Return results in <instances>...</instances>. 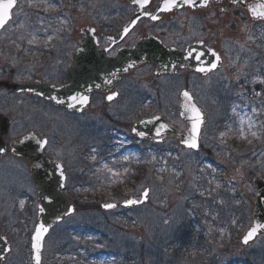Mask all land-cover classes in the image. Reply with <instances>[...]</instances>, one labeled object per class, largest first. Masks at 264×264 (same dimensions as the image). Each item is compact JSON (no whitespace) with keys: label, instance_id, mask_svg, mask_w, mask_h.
<instances>
[{"label":"rangeland","instance_id":"374dc122","mask_svg":"<svg viewBox=\"0 0 264 264\" xmlns=\"http://www.w3.org/2000/svg\"><path fill=\"white\" fill-rule=\"evenodd\" d=\"M55 1L57 5L49 11V14L53 20L55 17L57 18L56 23H61L56 8L72 7L73 4H66L70 0ZM83 1H86L87 4L92 2L93 5L94 2L99 0ZM82 6L80 5V7ZM66 12L68 13L64 12L66 16L64 20H68L69 17L78 20L69 28L71 38H76L79 36L81 24L83 22L88 23L92 19V15L88 11L80 10V8L75 11V14L79 15L73 16L71 10H66ZM16 13L17 20L7 30L8 33L0 36V59L2 61L11 62L10 58L13 54L18 56L20 53L16 45L19 46L20 41L25 42L27 39V36L24 35L27 32L26 29L17 27L18 19H24L25 16H23L22 11L18 12L17 10ZM243 24L236 25L235 30H232L226 38L229 40L224 41L222 44L224 57L226 52V58L220 79L231 82L232 86L235 85L233 83L234 79L237 80L242 75L247 76L249 68L247 64L256 59L258 54L264 57L262 50L258 51L255 56L249 52L250 60L247 57L241 67L233 59L232 52L229 50L234 45H237L242 52L252 44V41L249 43L247 40H249L250 33L254 28L248 21ZM230 40H234L233 44ZM235 67L238 68L237 75L234 74ZM229 90L233 92L232 97L240 94L238 89L236 91ZM243 96L245 95H241V97ZM241 101L238 100V103ZM207 112L211 120L207 132L202 138V145L206 152L203 151L200 154L189 152L165 154L164 158L166 159H162L161 169L153 181H156L155 183L144 180L135 187L126 188V198H139L145 188H150L151 202L146 207L136 209L126 215H120V209L115 212L94 211L96 212L94 214H85L90 210L85 207H77L76 214L51 232L47 239L43 255L45 264H65L70 261L71 251L75 248L76 243L72 241L71 234L67 230L74 226H92L93 224L100 226V232L103 235L100 236L98 241H90V252H95V254L100 250L111 252L109 253L111 259L109 261L107 259L101 260L99 264H229L230 262L246 261V257H250L254 264H262L264 236L260 237L249 248H242L239 240L249 228L252 220V209L256 196L252 180L254 176H261L259 173L264 174L263 163L250 161L237 155L245 153L225 149L219 141H225L224 139L230 136L229 133H223L224 135L221 134V137L216 138L215 134L218 128L223 125L219 120L218 101H215ZM246 112V109L239 112L236 107H233L230 113L231 116H241L245 124L257 132L256 129L261 128V125L253 120V116L256 115L253 113L247 115ZM32 115L33 113L28 117ZM165 115L175 124L181 125L178 111L172 115L165 112ZM85 119L92 120L93 116H88ZM20 122L22 121L18 120L16 126L12 127L10 138L31 129V127H17ZM90 125H93L94 129L101 128V123L98 121H94ZM55 128L57 129V127ZM52 132L54 134L51 137L50 147L52 150L58 151L60 132L55 130ZM125 133L129 134L128 131ZM63 135L66 137V134ZM82 137L84 147H89L86 131ZM10 138H8V141ZM130 138H120L118 144L121 149L136 144L137 141ZM255 138L260 139L261 142L264 140L262 132L257 133ZM68 142L70 143V140ZM95 144L101 145L102 142L95 141ZM141 147L143 150L147 149L146 144ZM207 150H211V155H204L208 154ZM217 150L221 152H216ZM217 154H224V157H218ZM225 154L228 158H225ZM98 155L91 154L88 156L85 154L83 156L85 162L89 165L87 170V164L83 167L76 164L78 158L80 159V154H55L56 159L64 160L66 158L69 165L71 162L74 163V167L68 172V195L72 200L75 199L80 206L89 202L92 211L96 209L93 202L98 204L102 201L111 202L114 200L120 202L115 199L113 191L106 189L100 192L92 187L91 173H89L90 166L101 162ZM102 155L100 154L101 157ZM145 155L151 162H153V159L156 161V154ZM140 157L141 154H129L128 159H123V161L128 162L134 158L137 160ZM150 157H153V159ZM201 163H203V166H201ZM107 169L108 166L104 163L99 168L96 167L92 173L105 172ZM112 172L114 171L112 170ZM112 172H110L111 175ZM215 174V180L211 181V176ZM27 176V169L19 159L14 157L0 158V221L4 223L13 246V252L6 264H31L30 242L36 226L35 191L28 190L31 201L23 200V207H21L20 202L19 211H16L12 206V200L9 199V191L6 189L7 186L17 182L30 186ZM117 177L112 175L114 181H117ZM208 182L209 186L205 188V184ZM236 209H239L240 214H235L232 226H235L239 220V227L237 233L233 235L222 224ZM25 210L26 220L23 219L22 214L20 215ZM66 246L67 251L62 254L60 250ZM82 246L87 247V243L84 242Z\"/></svg>","mask_w":264,"mask_h":264},{"label":"flooded vegetation","instance_id":"af4514ba","mask_svg":"<svg viewBox=\"0 0 264 264\" xmlns=\"http://www.w3.org/2000/svg\"><path fill=\"white\" fill-rule=\"evenodd\" d=\"M68 1V0H66ZM70 0L66 4H73L72 7H57L60 16H64L66 10H71L73 16L75 11L80 8L82 11H88L92 15V19L87 23H82L79 37H69L68 30L70 27H63L59 24H52V19L49 11H44V4L39 11L42 13L44 19V38L42 42L45 46H55L56 48L49 49L41 55L33 54V51H28L20 61L16 62L13 68H2L5 74L15 79L14 82H32L35 79H40L51 85L62 86L69 83L70 68L76 70L82 76L94 77V71H87L84 68H93L94 60L89 61L91 57H95L94 49L90 47L91 56L87 55V59H83L84 55L79 57V64L73 61L74 53L84 45L87 41L81 30L85 27L94 28L96 30L98 51L103 52V59H111L123 49L134 48L140 41L147 38H157L167 48H174L181 53L188 55L190 59H199L200 67L209 68L211 65V58L206 54L203 48L218 52L222 59V66L220 69L213 71L197 73L194 69L186 68L179 69L175 75L157 74V66L153 63H146L127 75H124L114 84H108L104 92H95L90 97L89 108L87 112L81 114L69 113L63 108L56 109L54 105L42 98L29 95H19L20 99L16 104L8 105L9 108H16L19 112H23L26 107V99L39 101V110L42 112L37 114L36 118L40 126V135L48 138V147L46 154H48L51 161L60 162L63 164L66 174L74 167V163L70 165L67 159H56L55 154H108L114 150H121L124 154H143L142 144L148 145L147 153L149 154H180L182 152L193 153L185 150L180 146L177 139L172 138L161 145H154L149 141H141L139 138L132 135L133 125L147 117L162 113L167 120L174 124L178 131L186 130V124L181 121V125L173 123L165 112L172 115L178 111L180 119V110L182 107L181 95L187 91L192 94L197 105L208 116V122L204 126L200 136V151L202 153L204 146L202 145V138L207 132L210 122L208 109L211 108L215 101H218L219 106V120L223 123L216 132V138L221 137L222 133H229L230 136L225 141H219L224 145L225 149L238 151L245 154H237L248 160L263 163L264 166V140L258 143L252 140L251 132L254 129L248 127L244 122L242 126V143L251 141L246 150L239 148L237 140L234 135L237 134L234 120L236 116H231L230 113L233 107H236L239 112L247 110L246 114L253 113L256 116L254 121L261 128L256 129V133H261L264 136V57L258 54L247 70V76H240L237 80L234 79L231 85L229 81L220 79V74L224 69L226 52L222 49V44L228 34L235 30L236 25H241L249 21L253 26V31L250 33L249 43L251 46L243 51L247 52L246 59H249V52L255 56L258 51L264 52V22H255L252 20L248 12L244 9L232 7L229 11H224L229 7L232 0H224L220 3L219 0L210 2L209 7L192 8L185 7L174 10L172 12L156 13L160 0H150V4L145 7L134 3V0H102V6L94 7L92 3H86L81 0ZM48 3L57 5L55 0H47ZM63 2V0H61ZM80 5H83L80 7ZM142 8V13L145 11L152 12L158 15L159 19L152 20L148 16L143 15L136 26L120 41H117L125 28L132 21L134 15ZM96 11H102V17L97 18ZM65 12V13H64ZM70 14V13H69ZM72 25L78 20L68 18ZM67 23V26L69 25ZM42 36V35H41ZM43 37V36H42ZM233 44V41L230 40ZM195 44H203L202 51L198 55L188 54L187 50ZM259 47V49H258ZM52 50V51H51ZM229 51L232 52V57L239 67L243 66V51L237 45H234ZM35 53V51H34ZM100 58V56H97ZM207 63L209 66H207ZM216 62L212 61L211 64ZM17 67V68H16ZM11 69V70H10ZM238 68L235 67L234 74L237 75ZM87 73V74H86ZM219 77V78H218ZM258 81V82H256ZM229 89L240 91L238 96L232 97L233 92ZM12 92V91H11ZM13 93V92H12ZM259 93V95H257ZM116 94L110 101L108 96ZM241 95H245L241 97ZM2 96V95H0ZM199 99H198V97ZM4 97V96H3ZM232 97V98H231ZM7 99V98H6ZM215 99V100H214ZM238 100H242L238 103ZM243 107V108H240ZM52 112H59L61 114L60 120L57 122V129L60 131V141L58 151L51 149V137L57 129L52 128ZM246 115V118H247ZM88 116H93L92 120H86ZM82 118V120H80ZM99 118V119H98ZM94 121L101 123V128L94 129L90 125ZM86 131L89 147L83 145V133ZM126 131L129 134L125 133ZM66 134V137L63 135ZM82 137V138H81ZM129 138L136 140L134 146L129 145L125 149H121L118 144L120 138ZM59 138V137H58ZM70 140V143L68 142ZM95 141L102 142L101 145H96ZM152 144V145H151ZM66 148L65 150L63 148ZM177 147V148H176ZM216 152H221L217 150ZM257 154H253V153ZM211 155V150H207ZM258 154H261L260 156ZM225 158H228L226 156ZM218 157L224 154H217ZM207 161V159H205ZM73 164V165H72ZM82 167L83 163L78 161L76 163ZM75 164V165H76ZM206 164V163H204ZM203 166V163H201ZM95 163L90 166V172H93ZM89 169V166H88ZM216 174L211 176V181L215 180ZM155 178V174H153ZM209 186V182L205 184ZM211 186V185H210ZM213 187V186H211Z\"/></svg>","mask_w":264,"mask_h":264},{"label":"water","instance_id":"95a60500","mask_svg":"<svg viewBox=\"0 0 264 264\" xmlns=\"http://www.w3.org/2000/svg\"><path fill=\"white\" fill-rule=\"evenodd\" d=\"M211 0H208V4ZM202 0H197V5L195 7H202L201 6ZM261 4H264V0L260 1ZM236 5H239L241 7H248L249 5L246 6V0H238L235 2ZM183 7H188V6H183ZM182 8V7H178ZM262 12H264L262 10ZM12 14V10H11ZM139 16H136L134 19V22L130 24L128 27V31H130L136 22L138 21ZM3 29V28H2ZM0 29V31L2 30ZM202 50L199 48H193L191 50L192 54H196L201 52ZM172 53L171 50L165 49L163 46L160 44L156 43L153 40H143L140 42L134 49L132 50H126L122 51L118 54V56L113 59L112 61L116 63V67L112 68L110 70V77L109 76H103L102 78H107L110 80H114V77H118L119 75L123 73H127L139 65H141L144 62H155L160 64V68H164L167 59L170 56L169 54ZM173 57V60L171 63L182 65V66H192L193 63L188 61L187 56L179 54L177 52H173L171 54ZM129 65H132V67H129ZM209 64L207 63V66ZM125 69H128L125 71ZM98 78L96 77L93 79L95 80V83L98 82ZM82 84V82H75V85L72 84L65 92L66 94L71 95L74 90L76 89V85ZM97 84V83H96ZM83 86H87V84H83ZM99 87V86H98ZM97 85H90L88 86V92H86V95L88 96L93 89L98 88ZM16 90L18 91H23L25 90V86H17L15 87ZM46 91L51 92L53 99L55 100V103L59 104L57 100H61L60 95L61 92L57 91L55 88H45ZM79 94L80 91H79ZM69 102V101H68ZM64 102L61 105H66ZM187 103V102H186ZM60 105V104H59ZM68 105V104H67ZM193 105V104H192ZM81 105H77L76 107H80ZM68 107V106H67ZM189 107L188 109L183 110V115H187V121L191 125V120L190 117L192 115V112L190 111ZM71 110H74L75 108H70ZM77 112H81L80 109H75ZM205 122V117L203 118ZM203 122V123H204ZM164 127H161V126ZM203 125V124H202ZM201 125V128H202ZM154 126H160L162 129H167L166 122L161 118H156L153 120H147L139 123L135 128H134V133H143L142 136H147V137H154L156 139H160L162 137V134L157 135V132L154 130ZM4 130V127L2 128ZM189 137V134L186 137H183L184 140H187ZM41 141L35 134H30L26 136V138L22 139L19 142L13 143V152L21 157H24L25 159L28 160L29 164L32 167V173H33V180L36 183V186L38 188V197H39V206H38V225L43 223L45 227H47L48 232L45 234L44 239L42 241L43 247L41 251V264H43V258H42V253L44 250V242L48 234L50 233L51 229L60 223L64 217L70 216L74 213V207L64 194V185H65V175L64 178H61L60 172L61 170L63 171V168H58V164H52L43 154V149L44 147L38 148L37 144L38 142ZM0 148H3L4 151L0 152V154H5L6 153V148L5 145H1L0 143ZM198 149V148H197ZM39 165V166H38ZM64 173V172H63ZM256 185L258 187L259 197L257 198V203L255 204V210H254V220H253V226L254 227L256 224H264V181L256 179ZM148 191V197L147 199H144L142 195V203L134 204V205H126L125 202L121 204V207L125 209H133L139 206H143L144 204L149 202L150 199V191ZM134 199V198H131ZM51 201V203H49ZM104 205V204H103ZM102 205L103 209L104 208ZM117 207V206H116ZM115 207V208H116ZM43 208L44 211L41 212L40 209ZM114 209V208H113ZM109 210V209H106ZM67 213V214H66ZM37 225V226H38ZM251 230V229H250ZM249 230V231H250ZM264 233V228L260 229L257 234L251 239L247 244H245L244 238L242 239V244L243 246H248L251 244L259 235ZM33 243V239H32ZM11 252V247L4 236V234L1 232V227H0V264H3L6 260L7 255ZM35 250L32 247V261L33 264H35Z\"/></svg>","mask_w":264,"mask_h":264},{"label":"snow or ice","instance_id":"6c2138e0","mask_svg":"<svg viewBox=\"0 0 264 264\" xmlns=\"http://www.w3.org/2000/svg\"><path fill=\"white\" fill-rule=\"evenodd\" d=\"M41 3L44 4V11H49L50 9H54L56 7L55 4L48 3L47 0H40ZM134 3L140 5L142 8L150 4V0H134ZM16 5V0H0V29L4 28L6 24L11 20V10ZM197 5V0H160V3L158 5L157 11L158 12H172L174 9L178 7L188 6V7H195ZM201 6L207 7L208 6V0H202ZM258 9H264V4H260L258 6H254L251 8V12L254 16L258 18H264V12L258 11ZM145 16H148L152 20L159 19L158 15L153 14L152 12L145 11ZM23 27V25H21ZM128 29H125V34H127ZM30 44L36 43V38L33 37L28 41ZM211 51V50H210ZM212 55L216 58L217 61H219L220 57L217 55L215 51H212ZM129 67H132V65H129ZM217 65L215 63L211 64L209 68L200 67L197 70L199 72H205V71H211L212 69H215ZM128 69H125L127 71ZM110 82V81H109ZM261 83H264V81H261ZM98 87V86H97ZM116 94L110 95L107 97L108 100H112ZM182 95L187 100H191V96L187 91L183 92ZM259 95V93H257ZM58 103H64V101L57 100ZM89 102V97L82 94H76L69 97L68 107H76L77 105H87ZM190 111L192 112V115L190 117L191 120V129L189 132V137L187 140H184L183 143L188 147L189 149H197L199 147V137H200V130L201 125L203 124V116L199 108H197L194 104L191 105ZM161 127H164L163 125ZM160 133L157 132V135ZM138 135H143V133H138ZM222 135H224L222 133ZM241 135H243V132L241 131ZM252 137H256V132H251ZM251 141H249L250 143ZM48 144L47 140H41L38 142L37 147L43 148ZM4 149L0 148V152H3ZM125 160L128 159V157H124ZM39 166V165H38ZM58 168H61L60 165H57ZM109 172H112V169H108ZM61 178H64V173L61 170L60 172ZM113 176H119L120 173L118 172H112ZM148 191L145 190L142 195L144 199H147L148 197ZM257 195H261L260 193H257ZM142 200L139 199H127L125 200L126 205H134L138 203H142ZM51 203V201H49ZM117 205L114 203H105L103 205L106 209H113ZM21 207H23V201H21ZM41 212L44 211L43 208L40 209ZM67 214V213H66ZM264 228V224H256L254 227L251 228V230L247 233V235L244 237V243L247 244L253 237L257 234V232ZM48 232L47 227L43 223L39 224L35 227L34 235L32 237L33 243L32 247L35 250V264H41V251H42V241L44 239L45 234Z\"/></svg>","mask_w":264,"mask_h":264},{"label":"trees","instance_id":"16d2710c","mask_svg":"<svg viewBox=\"0 0 264 264\" xmlns=\"http://www.w3.org/2000/svg\"><path fill=\"white\" fill-rule=\"evenodd\" d=\"M146 172H147L146 170H143V171H142L143 174H145ZM112 189H113V192H115L116 197H122V195H123V189H122V188H120V187L117 186V188H116V187H112ZM95 208H96V209L98 208L97 205H95ZM76 231H78V232H76ZM84 232H85V231H82V230H75V231H73V234H75L76 236L81 237V236L84 235ZM89 232H90V231H89ZM79 258H80V257H79ZM80 261H81V260L78 259V262H80Z\"/></svg>","mask_w":264,"mask_h":264}]
</instances>
